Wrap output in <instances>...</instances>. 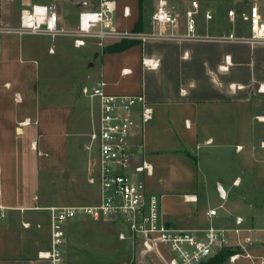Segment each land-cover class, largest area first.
Segmentation results:
<instances>
[{"label":"crops","instance_id":"obj_1","mask_svg":"<svg viewBox=\"0 0 264 264\" xmlns=\"http://www.w3.org/2000/svg\"><path fill=\"white\" fill-rule=\"evenodd\" d=\"M248 1L206 0L214 12L212 22L217 23L210 32L230 30L226 9L233 5L240 9ZM48 2H55L61 23L75 29L80 12L91 0H0V25L16 26L23 9ZM259 3L264 11V1ZM125 6L131 9L129 17L123 14ZM155 7L156 0H144L142 12L139 0H118V24L137 30L143 13L141 30H150ZM43 40L0 35V210L4 213L0 264H51L38 258L50 245L47 208L99 201L98 186L89 181L98 152L86 148L98 111L88 98L80 105L77 96L83 86L104 79L111 94L146 96L154 118L137 130L131 149L136 162L146 159L152 165V174L144 177L147 190L162 197L167 219L177 226L199 225L204 215L199 209V188L207 180L200 160L209 161V153L201 155L202 148L208 152L210 146L236 144L241 146L236 153L247 155L251 149L264 158V44L149 40L135 41L124 51H106L118 42H109L103 49L89 42L84 47H90L92 59L87 61L81 87L73 78L62 81L48 76L42 89ZM52 47L56 50L55 44L47 46L51 55L55 54L50 52ZM250 110L252 118L258 119L255 132L243 116ZM249 135L259 136L253 146ZM222 137L231 141L216 143ZM242 172L246 174L245 169ZM238 178L242 180L240 176L234 180ZM44 186L48 193L41 195ZM225 190L227 198L220 204L226 207L229 189ZM192 195L197 201L185 199ZM76 224L71 221L66 226L64 264H162L141 256L140 249L120 239L103 245L94 241L91 246L98 253L85 251L80 256L75 249L78 240L68 235L91 229Z\"/></svg>","mask_w":264,"mask_h":264},{"label":"built area","instance_id":"obj_2","mask_svg":"<svg viewBox=\"0 0 264 264\" xmlns=\"http://www.w3.org/2000/svg\"><path fill=\"white\" fill-rule=\"evenodd\" d=\"M182 2L180 6L170 0H156L150 30L120 27L118 0L89 2L80 12L75 29L61 23L55 2L34 4L22 10L18 25H0V35H42L52 40L66 36L73 39L77 48L95 42L102 49L109 42L122 40L264 44V11L259 0L248 1L240 9L229 6L226 17L231 29L217 33L207 30L215 16L206 0ZM123 14L131 15L129 6L124 7ZM240 23L245 31L239 28ZM54 51L52 47L50 52ZM106 87L107 82L102 79L97 85L80 89L90 100L92 109L98 111V121L86 148H96L98 152L89 181L98 186L99 201L48 207L50 245L38 253V258L51 264H64L68 222L91 219L119 223L121 241H129L135 249H140L141 256L162 264H204L223 251H230L225 264H236L241 259L264 264V226H255L242 215L228 213L224 204L207 210V225L177 226L167 219L162 197L147 190L144 177L152 174V165L146 159L136 162L131 149L132 137L153 120L154 109L143 94L115 95ZM240 183L238 178L233 185ZM185 199L197 201V196H185ZM3 216L0 210V221Z\"/></svg>","mask_w":264,"mask_h":264},{"label":"rangeland","instance_id":"obj_3","mask_svg":"<svg viewBox=\"0 0 264 264\" xmlns=\"http://www.w3.org/2000/svg\"><path fill=\"white\" fill-rule=\"evenodd\" d=\"M93 1V0H91ZM34 3H39V1H34ZM217 24L215 21L212 22L210 28L208 26L207 30L212 31ZM242 23H240V29L245 31ZM27 38L38 39L42 38L43 45L46 46V53L42 55V81L40 87L43 89L47 86L48 76L52 79L57 77V79H75L74 83L79 88L80 79L87 69V61L92 59L90 47L74 48L73 39H67L69 37L59 36L55 40H52L48 36L42 35H25ZM70 40V41H68ZM50 44H55L56 50L55 54L51 55L48 53L47 46ZM89 53V54H88ZM87 54V55H86ZM46 66V67H45ZM49 66L50 71L47 69ZM83 79V77H82ZM80 105H84L86 97L79 93L77 96ZM243 112V111H242ZM252 110L248 112H243V116L246 120V124L251 129L256 127V121L258 119L252 118ZM138 118V116H137ZM243 121L245 122V120ZM264 130V128H262ZM259 136L249 135V145H255ZM233 143L237 142V136L233 135ZM229 138L222 137L216 143H227L231 141ZM221 145V144H220ZM207 148H202L199 153L206 156L209 153V158L205 161L200 157V168L203 175L206 177L207 184L202 181L200 183L199 193L200 202L199 209L204 215L201 217L202 221H199V225H207L208 221L205 216V210L214 208L218 206L223 200L221 194L218 190V181L225 185L226 189H229V198L225 200L226 210L228 213L242 215L247 219V221L255 226H264V158H262L256 151L251 149L247 151V155L244 151L237 152L238 146L234 144V147L223 146H210L208 152ZM240 153V154H239ZM264 156V155H263ZM245 169L246 174L242 172ZM240 176L242 178L239 186H234L233 181L236 177ZM203 178V177H202ZM209 186V187H207ZM96 188V187H95ZM48 191L42 187V193L47 194ZM43 198V196H42ZM214 206V207H212ZM221 210V212H227ZM77 224L89 228V231H74L68 235L69 239L78 240V246L75 248L79 251V255L82 253L92 252L97 254V247L91 246L95 241L98 244H110L112 242H117L119 240L118 234L122 230V226L119 223L104 222V221H94L91 219L86 220H75ZM221 222V220H220ZM76 224V225H77ZM197 224L185 226L194 227L199 226ZM72 229V227L70 228ZM69 229V231H70ZM96 243V244H97ZM236 264H252L247 259H241Z\"/></svg>","mask_w":264,"mask_h":264},{"label":"trees","instance_id":"obj_4","mask_svg":"<svg viewBox=\"0 0 264 264\" xmlns=\"http://www.w3.org/2000/svg\"><path fill=\"white\" fill-rule=\"evenodd\" d=\"M143 1L144 0H139L142 12H143ZM143 26H144V17L142 13V15H140L139 21L137 22L136 29L141 30L143 29ZM134 43L135 40H122L121 42L108 46L106 51H124L130 48ZM229 254L230 251H223L217 256L211 258L209 261L205 262L204 264H225L226 258Z\"/></svg>","mask_w":264,"mask_h":264},{"label":"water","instance_id":"obj_5","mask_svg":"<svg viewBox=\"0 0 264 264\" xmlns=\"http://www.w3.org/2000/svg\"><path fill=\"white\" fill-rule=\"evenodd\" d=\"M218 190H219V193L221 194V197L223 199H226L227 198V192H226L224 185L222 183H218Z\"/></svg>","mask_w":264,"mask_h":264}]
</instances>
